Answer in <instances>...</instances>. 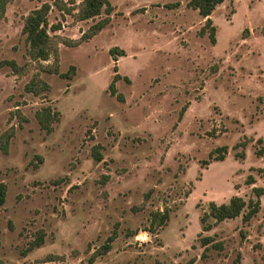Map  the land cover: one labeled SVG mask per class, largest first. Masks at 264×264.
<instances>
[{"label": "rangeland", "instance_id": "obj_1", "mask_svg": "<svg viewBox=\"0 0 264 264\" xmlns=\"http://www.w3.org/2000/svg\"><path fill=\"white\" fill-rule=\"evenodd\" d=\"M188 1L112 0L111 22L72 47L61 38H80L102 16L77 20L54 0H10L0 61L29 64L23 74L0 66V132L15 127L9 152L0 148L8 186L0 264H264V196L250 222L239 216L203 231L200 220L212 200H249L250 174L264 186V0L220 4L217 43ZM44 2L50 28L61 26L50 30L60 70L76 66L72 79L41 71L28 53L24 20ZM114 46L126 50L117 61ZM116 64L129 77L117 82L124 101L109 89ZM36 72L51 85L39 95L25 89ZM49 105L60 112L51 133L36 115ZM246 137L241 158L234 146ZM222 145L225 159L203 164ZM166 210L153 231L154 213ZM115 230L110 251L91 261ZM41 231L44 243L29 249Z\"/></svg>", "mask_w": 264, "mask_h": 264}, {"label": "trees", "instance_id": "obj_2", "mask_svg": "<svg viewBox=\"0 0 264 264\" xmlns=\"http://www.w3.org/2000/svg\"><path fill=\"white\" fill-rule=\"evenodd\" d=\"M226 0H189L188 6L199 11V13L206 19L205 25L201 29V33L205 34L209 31V36L213 43H217L216 37V25L212 18V14L215 9ZM10 0H0V19L5 16L7 6ZM55 6L61 11L73 15L77 20H88L91 18L99 17L96 23L92 24L89 29L82 34L80 38H61V42L68 46L76 47L81 45L83 42L88 41L98 34L104 27H106L111 22V13L114 9L112 0H54ZM177 5V4H174ZM52 10V4L50 2H44L42 5L36 7L28 15H26L24 20V26L22 29L23 35H25L26 42L28 43V53L31 57V61L38 65L41 71L49 73H57L62 77L72 79L76 73V66L71 65L67 72H61L60 70V52L59 44L56 42L54 36L50 33L51 28L56 31L60 29V24L53 25L50 28L49 14ZM107 14L103 17V14ZM110 53L114 60H118V55H126V50L121 49L119 46H114L110 49ZM54 58L53 63H45V61ZM29 64V63H28ZM28 64L20 65L14 59H4L0 61V66L8 65L13 69L15 74H23L27 71ZM116 74L114 75L109 89L112 95H117V97L124 101L125 96L123 93L119 92L117 87V82L119 79L123 78L129 80L128 76H122L119 71L118 64L114 67ZM39 70V71H40ZM27 92L39 95L43 92H47L51 89V85L45 79L41 77L40 72H36L30 81L25 85ZM185 106L182 109L181 117L186 111ZM37 118L41 124V127L47 132L51 133L54 129L53 123L59 120L60 112L54 110L52 106H45L38 110ZM15 135V127L12 126L5 132H0V148L4 153L9 152V145L12 137ZM250 140L246 137L241 142H238L234 147L237 149L242 146L243 150L237 152L238 157L244 158L246 156L245 148ZM260 147L257 149L258 155H263L264 153V138L260 137L257 139ZM229 147L227 145H222L214 148L210 152V160H203V164L210 163L211 159L224 160L226 154L228 153ZM93 155L96 160L101 161L103 159V154L100 151V145L93 147ZM247 183L253 185V196L249 200H246L241 195H234L228 202L218 203L215 200L209 202V209L205 210L201 215L200 220L202 223L203 231L211 230L217 223L224 221L226 219H233L242 216L244 222H250L253 217L257 216L262 209V198L264 196V186L257 184V179L254 174H250L247 177ZM8 186L5 182L0 181V206L6 202ZM169 211L164 212L157 211L154 213V220L152 222L154 231V225H163L169 219ZM202 231V232H203ZM201 232V233H202ZM117 230L111 234L106 242L101 246L100 250L93 254L91 261H94L95 257L98 255H104L110 251L112 247V242L117 237ZM214 238L208 236L204 238V243L207 244ZM45 241L44 231L37 234L35 242H32L29 249H33L36 246H41ZM217 245V244H215ZM240 256L237 258L239 261Z\"/></svg>", "mask_w": 264, "mask_h": 264}]
</instances>
